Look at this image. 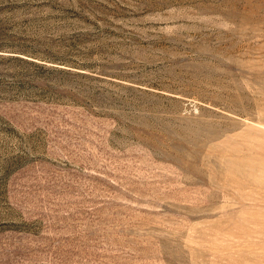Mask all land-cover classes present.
I'll list each match as a JSON object with an SVG mask.
<instances>
[{"label": "rangeland", "instance_id": "374dc122", "mask_svg": "<svg viewBox=\"0 0 264 264\" xmlns=\"http://www.w3.org/2000/svg\"><path fill=\"white\" fill-rule=\"evenodd\" d=\"M0 264H264V0H0Z\"/></svg>", "mask_w": 264, "mask_h": 264}]
</instances>
